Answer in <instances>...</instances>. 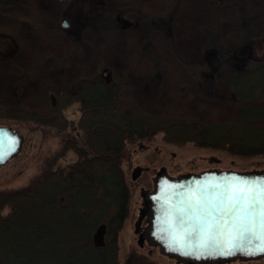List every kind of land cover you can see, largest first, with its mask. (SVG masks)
Segmentation results:
<instances>
[{
    "label": "trees",
    "instance_id": "1",
    "mask_svg": "<svg viewBox=\"0 0 264 264\" xmlns=\"http://www.w3.org/2000/svg\"><path fill=\"white\" fill-rule=\"evenodd\" d=\"M47 1H19L23 6L13 11L8 9L10 0H0L1 66H8L17 48L11 34L29 32L46 38L47 32L46 39L61 38L64 27L58 21L44 27L47 22L41 3ZM57 1L67 4L65 14L77 29L88 25L99 30L109 22L112 29L124 32L132 24L126 11L108 13L107 0ZM152 1L153 10L142 5L127 12L149 24L154 23L155 15L161 16L165 28L159 31L167 34L168 20L179 1ZM223 1L208 0L207 5L212 10ZM94 5L106 16L92 14ZM217 22V18H209L200 31L208 40L200 62L182 60L170 36L167 45L173 57L170 66L189 76L201 94L220 83L227 86L230 108L221 117L198 118L167 107L158 112L127 108V83L104 63L101 54L92 74L80 77L73 88L49 93L42 107L11 110L0 101V119L33 122L63 135L59 148L46 156L40 171L25 185L0 189V264H120L118 235L131 212V189L122 166L130 154V143L160 134L163 141L178 146L190 143L242 157L264 155V25L256 33L247 31L229 42L221 35L220 48L215 49L208 35ZM146 58L152 60L151 74L158 80L162 76L159 57ZM74 105L79 113L75 119L66 113ZM70 152L76 159L61 164ZM122 264L160 263L131 249Z\"/></svg>",
    "mask_w": 264,
    "mask_h": 264
},
{
    "label": "rangeland",
    "instance_id": "2",
    "mask_svg": "<svg viewBox=\"0 0 264 264\" xmlns=\"http://www.w3.org/2000/svg\"><path fill=\"white\" fill-rule=\"evenodd\" d=\"M19 1L26 3L28 0H10L8 9H20L23 5H19ZM107 1L108 13L119 9L121 12L126 11L127 17L131 19V26L124 32L112 29L109 22L99 30L88 25L77 29L72 18L65 14L67 4L48 0L41 3L47 22L44 27L49 28L56 21L60 25L63 19L67 20L68 25L61 31V40L46 39L49 38L47 32L46 38H36L29 32L18 36L11 34L17 42L16 51L8 60V66L0 65V101L5 107H42L49 93L73 88L80 77L92 74L97 57L101 54L105 58L104 63L116 75L122 74L121 79L126 81L124 100L126 107L131 110L158 112L167 107L169 111H188L198 118L203 115L221 117L226 113L230 108L227 86L220 83L206 94H201L199 87L191 82L189 76L177 67L170 66L173 57L167 45V37H171V44L182 60L200 62L205 57L203 46L208 42L200 31L209 18H217L218 21L217 28L210 30L208 35L215 49H218L220 47L217 41L221 35L224 41L229 42L235 35L242 37L247 31L256 33L263 27L264 0H224L212 10L207 5L208 0H178L175 13L168 20L170 24L167 34L159 31L165 28L164 23H161V16L157 18L159 16L155 15L156 20L149 24L137 14L127 12V9L142 5L153 10L154 1ZM145 9L148 10L146 7ZM92 14L105 15L95 5L92 7ZM109 21L112 22V18ZM67 28L69 29L66 30ZM247 45L250 47V43ZM146 56L159 57L162 76L158 80L152 76V60H147ZM165 83H169L167 87L164 86ZM66 113L70 118H77V105L70 107ZM0 124L15 127L25 137L22 151L0 167V189L23 186L31 176L40 171L46 156L59 148L63 135L56 129L33 122L0 119ZM128 150L130 154L123 160L122 166L131 189V212L118 235L120 264L131 249L147 253L160 264H183L163 255L156 246L147 243L140 246L135 233L134 225L143 201L140 193L142 189L153 188V177L160 168L165 167L171 175L205 168H228L236 171L264 168V155L242 157L190 143L178 146L163 141L160 134L150 140L140 139L130 143ZM75 159L76 155L70 152L60 163ZM135 167L141 169V175L132 179ZM220 264H264V257Z\"/></svg>",
    "mask_w": 264,
    "mask_h": 264
},
{
    "label": "water",
    "instance_id": "3",
    "mask_svg": "<svg viewBox=\"0 0 264 264\" xmlns=\"http://www.w3.org/2000/svg\"><path fill=\"white\" fill-rule=\"evenodd\" d=\"M62 25H68L63 19ZM25 137L15 127L0 124V167L18 155L23 149ZM132 171L136 179L140 171ZM236 177L240 180L264 181V168L232 170L205 168L195 172L171 175L165 167L160 168L153 177V188L142 189V207L135 222L138 244L157 246L163 255L176 259L183 264H220L231 261H252L263 259L264 252H259L260 242L256 239L237 242L229 247L221 242L213 247L200 248L195 239H185L178 243L174 236L178 231L180 209L185 207L192 190L204 185L225 182L226 178ZM211 191V189H209ZM146 224L141 226L143 218Z\"/></svg>",
    "mask_w": 264,
    "mask_h": 264
},
{
    "label": "snow or ice",
    "instance_id": "4",
    "mask_svg": "<svg viewBox=\"0 0 264 264\" xmlns=\"http://www.w3.org/2000/svg\"><path fill=\"white\" fill-rule=\"evenodd\" d=\"M211 189V191L209 190ZM174 239L197 240L200 248L222 241L229 247L256 239L264 252V181L226 178L225 182L192 190L180 210Z\"/></svg>",
    "mask_w": 264,
    "mask_h": 264
},
{
    "label": "flooded vegetation",
    "instance_id": "5",
    "mask_svg": "<svg viewBox=\"0 0 264 264\" xmlns=\"http://www.w3.org/2000/svg\"><path fill=\"white\" fill-rule=\"evenodd\" d=\"M135 170V169H134ZM136 171H140V173H141V169H139V170H136ZM140 177V176H139ZM146 223V221H145V218H143V220H142V224L144 225Z\"/></svg>",
    "mask_w": 264,
    "mask_h": 264
}]
</instances>
